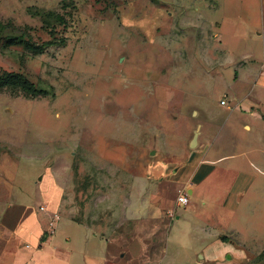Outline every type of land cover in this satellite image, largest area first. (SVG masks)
<instances>
[{
	"label": "rangeland",
	"instance_id": "rangeland-1",
	"mask_svg": "<svg viewBox=\"0 0 264 264\" xmlns=\"http://www.w3.org/2000/svg\"><path fill=\"white\" fill-rule=\"evenodd\" d=\"M0 21V75L44 90L0 87V220L9 205L42 202L99 233L129 232L140 193L197 148L207 108L264 70V0H0ZM22 34L54 44L34 53ZM261 129L249 157L229 161L248 176L234 206L192 197L190 217L180 211L192 229L172 233L169 264L203 260L204 246L188 244L201 222L245 254L218 264H264Z\"/></svg>",
	"mask_w": 264,
	"mask_h": 264
},
{
	"label": "crops",
	"instance_id": "crops-1",
	"mask_svg": "<svg viewBox=\"0 0 264 264\" xmlns=\"http://www.w3.org/2000/svg\"><path fill=\"white\" fill-rule=\"evenodd\" d=\"M262 31L264 37V25ZM232 86L226 105L220 102L217 108H207L197 148L182 163L169 165L165 177L153 183L155 189L140 193L129 232L125 225L99 233L75 217L65 216L56 233L48 235L49 213L40 210L42 202L9 205L0 220V264H169L172 233L181 232L185 224L192 229V223L181 220L184 212L188 217L192 213V197H208L204 205L219 199L217 202L230 207L245 189L247 174L231 167L229 161L237 155L249 157V148L254 147L250 135L260 133L264 126V70L256 78L242 73ZM240 90L246 94L240 95ZM231 119L234 127L224 134V123ZM239 147L242 151L235 153ZM223 181L226 186L221 185ZM180 195L188 196L186 206L178 205ZM196 226L188 232L193 238L188 244L204 246L198 264H218L228 253L236 260L244 259V252L228 247L229 236L214 224Z\"/></svg>",
	"mask_w": 264,
	"mask_h": 264
},
{
	"label": "trees",
	"instance_id": "trees-1",
	"mask_svg": "<svg viewBox=\"0 0 264 264\" xmlns=\"http://www.w3.org/2000/svg\"><path fill=\"white\" fill-rule=\"evenodd\" d=\"M6 28V25L0 21V32ZM22 41H24L28 50L34 53H42L44 50L54 44V41H47L41 44L34 42L31 38L26 39L25 35L19 36ZM10 77V78H7ZM5 84H11L13 87L23 90L26 94L36 96L38 94L44 93V90L38 88L34 82L29 80L25 75L14 72H6L4 75H0V87Z\"/></svg>",
	"mask_w": 264,
	"mask_h": 264
},
{
	"label": "built area",
	"instance_id": "built-area-1",
	"mask_svg": "<svg viewBox=\"0 0 264 264\" xmlns=\"http://www.w3.org/2000/svg\"><path fill=\"white\" fill-rule=\"evenodd\" d=\"M221 104L226 105L227 100L223 99L221 101ZM178 205L180 206H186L189 202V198L187 195H180L177 199ZM40 210L46 213H49V221H48V228L47 233L48 235H53L56 233L60 221H61V214L58 211H50L45 205L40 206ZM174 216V214H172Z\"/></svg>",
	"mask_w": 264,
	"mask_h": 264
},
{
	"label": "water",
	"instance_id": "water-1",
	"mask_svg": "<svg viewBox=\"0 0 264 264\" xmlns=\"http://www.w3.org/2000/svg\"><path fill=\"white\" fill-rule=\"evenodd\" d=\"M199 134H200L199 131H197V132L195 133L193 139L191 140V144H190L191 147H195V146L197 145V143H198V138H199Z\"/></svg>",
	"mask_w": 264,
	"mask_h": 264
}]
</instances>
